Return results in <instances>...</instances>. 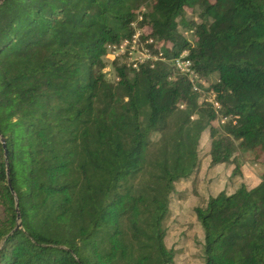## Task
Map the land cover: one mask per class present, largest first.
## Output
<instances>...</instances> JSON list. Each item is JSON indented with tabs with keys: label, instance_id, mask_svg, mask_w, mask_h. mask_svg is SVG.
I'll return each mask as SVG.
<instances>
[{
	"label": "trees",
	"instance_id": "16d2710c",
	"mask_svg": "<svg viewBox=\"0 0 264 264\" xmlns=\"http://www.w3.org/2000/svg\"><path fill=\"white\" fill-rule=\"evenodd\" d=\"M139 12L153 50L217 73V110L165 61L106 78ZM202 136L241 178L194 195L202 264H264V166L248 185L235 153L264 165V0H0V264H169Z\"/></svg>",
	"mask_w": 264,
	"mask_h": 264
},
{
	"label": "rangeland",
	"instance_id": "374dc122",
	"mask_svg": "<svg viewBox=\"0 0 264 264\" xmlns=\"http://www.w3.org/2000/svg\"><path fill=\"white\" fill-rule=\"evenodd\" d=\"M188 16H196V14L187 12ZM184 31V30H183ZM189 36V34H187ZM105 61V65L103 67V71L105 72V76L108 80H114V69L112 61L103 57ZM121 59V58H120ZM118 59V60H120ZM217 73L212 72L208 78H203V82L200 83V97L199 100H204V97L209 96V87L208 85L216 79ZM212 96V95H211ZM222 116L219 115L218 119L214 122L216 125L221 123ZM158 136V134H154V137ZM208 141L209 139L205 136L201 137L199 144V173L200 176L203 177L204 182L208 181V172L212 169V167L208 166L207 159V151H208ZM237 155V160L240 164V171L243 169L244 175L246 179L248 178V182L250 184H256L259 181L260 171L263 169V163L258 161H252L248 158L246 153H244L240 148H237L235 151ZM264 159V156L262 157ZM243 166V168H242ZM220 165H216L214 168H218ZM233 165H228L225 169L229 175L225 178V181H220L215 189L212 190H204L207 193L216 191L217 189H223L228 192L233 191L238 184L233 183V185L227 182L230 178L231 170ZM196 174V173H195ZM238 172L233 173L231 178H236ZM214 177L211 175L209 178ZM215 177H218L216 175ZM228 180H227V179ZM230 178V180H232ZM189 180V179H188ZM190 186L193 188L198 185L196 182V177L193 178L192 182H189ZM229 188V189H227ZM197 200H171L170 203V215L165 221L166 225V234H165V242L167 246L172 247L174 250V257L172 262L169 264H202L203 262V241L202 236L203 232L199 225V222L192 211L193 204Z\"/></svg>",
	"mask_w": 264,
	"mask_h": 264
},
{
	"label": "built area",
	"instance_id": "2783aa9c",
	"mask_svg": "<svg viewBox=\"0 0 264 264\" xmlns=\"http://www.w3.org/2000/svg\"><path fill=\"white\" fill-rule=\"evenodd\" d=\"M141 19L142 14L139 12L136 18L130 21L131 33L119 41L108 43L104 56L111 61L117 59L119 63H125L128 67L136 69L142 62H148L150 66H153L156 60L168 62L176 72L185 75L190 80L193 89L200 93L201 89L199 86L203 82V78L193 67L189 49L185 48L172 56H167L160 49L158 51L153 50L150 47L153 41L152 38L143 36L142 26L138 23ZM188 32L189 30H184V33L188 34ZM209 91L210 95L204 97V100L210 101L217 110L220 107V103L215 98L214 91L211 89ZM225 118L226 116H222V120Z\"/></svg>",
	"mask_w": 264,
	"mask_h": 264
},
{
	"label": "crops",
	"instance_id": "0c3cea01",
	"mask_svg": "<svg viewBox=\"0 0 264 264\" xmlns=\"http://www.w3.org/2000/svg\"><path fill=\"white\" fill-rule=\"evenodd\" d=\"M216 165H220V167L218 168H214ZM228 165H233V163H229V164H224V163H220V164H215L212 166V169L208 172V181L204 182L203 180V177L200 176V174H196L195 177H196V182L198 183V185L196 186V188L190 186L189 182H192L193 178H189V180H182L179 182L180 184V187L182 188H185L186 190H188V192H192L191 193V196L187 195L186 198L182 199V200H193L194 199V195H195V199L197 197V195H199L200 193H202L203 189L205 188H210V189H215V187L217 186V184L222 180V181H225V178L224 177H227L229 175L228 172H226V167ZM243 168V166H242ZM233 169V168H232ZM200 172V171H199ZM232 172V170H231ZM241 172H242V176H243V179L246 181V183L248 185H254V184H250L248 182V178L246 179L245 175H244V172H243V169H241ZM211 175H214V177L212 178H209ZM216 175H218V177H215ZM230 178H231V174H230ZM229 180L227 182H229L230 186L231 184L233 185V183H237V184H240V181H241V178L237 177V178H231L232 180ZM260 179V177H259ZM258 183V182H257ZM229 189V188H227ZM220 189H217L216 191L212 192V193H216L217 191H219Z\"/></svg>",
	"mask_w": 264,
	"mask_h": 264
},
{
	"label": "water",
	"instance_id": "95a60500",
	"mask_svg": "<svg viewBox=\"0 0 264 264\" xmlns=\"http://www.w3.org/2000/svg\"><path fill=\"white\" fill-rule=\"evenodd\" d=\"M10 188L12 189V186L11 185H10ZM17 216L19 217V212H18ZM17 225H20V220L18 221V224Z\"/></svg>",
	"mask_w": 264,
	"mask_h": 264
}]
</instances>
